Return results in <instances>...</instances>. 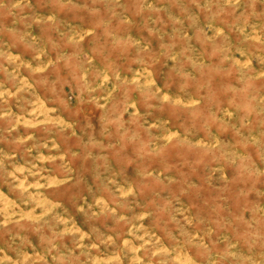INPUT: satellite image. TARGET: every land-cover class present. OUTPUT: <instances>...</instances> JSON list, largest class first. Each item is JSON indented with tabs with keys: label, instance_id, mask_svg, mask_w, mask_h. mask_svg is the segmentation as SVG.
<instances>
[{
	"label": "rangeland",
	"instance_id": "374dc122",
	"mask_svg": "<svg viewBox=\"0 0 264 264\" xmlns=\"http://www.w3.org/2000/svg\"><path fill=\"white\" fill-rule=\"evenodd\" d=\"M0 264H264V0H0Z\"/></svg>",
	"mask_w": 264,
	"mask_h": 264
}]
</instances>
